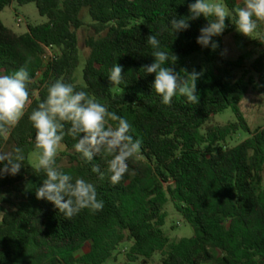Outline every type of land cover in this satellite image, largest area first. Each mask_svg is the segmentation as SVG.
Here are the masks:
<instances>
[{"label":"trees","instance_id":"1","mask_svg":"<svg viewBox=\"0 0 264 264\" xmlns=\"http://www.w3.org/2000/svg\"><path fill=\"white\" fill-rule=\"evenodd\" d=\"M14 1L35 4L47 23L30 26L25 34L7 28L1 13ZM222 2L230 11L242 6L240 0ZM191 3L195 0H0V75L26 66L32 80L24 117L6 140L0 138V151L6 145L20 147L26 157L17 175L0 177V264H107L127 241V264H152L156 256L159 264H264V127L251 132L238 108L250 91L264 98V25L252 41L260 49L252 64L256 82L252 76H238L245 69L244 57L228 60L221 55L226 37H247L230 18L225 31L213 37L219 45L215 50L196 42L208 23L203 16L190 21L188 30L171 33V19L189 15ZM83 12L91 19L94 36L85 42L89 56L84 84L78 85ZM166 26L169 30L161 31ZM157 33L161 50L178 56L169 65L176 72H192L189 62L196 56L209 65L197 80L198 104L181 96L163 104L152 87L155 74L141 69L154 62L146 38ZM47 49L54 52L48 60ZM115 63L124 70L125 83L119 86L108 79ZM57 79L126 118L132 135L142 140L139 160H129V174L113 185L105 158L84 161L74 150L76 141L65 136L57 165L93 183L104 204L99 212L84 209L71 220L51 202L36 198L45 177L29 163L35 129L28 116ZM228 109L237 122L209 125ZM240 131L250 137L227 147L226 141ZM64 160L67 166L61 165ZM94 165L104 179L92 171ZM169 202L192 228L191 238L171 241L165 236Z\"/></svg>","mask_w":264,"mask_h":264},{"label":"clouds","instance_id":"2","mask_svg":"<svg viewBox=\"0 0 264 264\" xmlns=\"http://www.w3.org/2000/svg\"><path fill=\"white\" fill-rule=\"evenodd\" d=\"M188 12L187 16L171 19V33L175 36L188 30L190 21L203 16L208 23L200 29L196 42L202 47L210 46L212 50L219 47L213 37L225 31L226 18L231 19L239 33L251 38L264 25V0H242V6L231 11L221 0H195L189 4ZM167 30V26L161 29ZM159 35L147 36L154 62L141 69L145 75L155 74L152 87L163 104L171 105L176 96L185 97L189 104H198L197 80L203 75V70L197 72L193 69L189 73L181 69L176 72L169 65H175L178 56L173 52L169 56L168 52L161 50ZM108 79L113 86L124 84L123 66L115 63L109 70ZM31 83L26 66L11 75H0V138L6 140L24 117L31 103ZM28 119L35 129L34 169L43 172L45 177L42 185L36 188V198L51 202L67 220L84 209L99 212L104 204L97 198L93 183L83 177L74 178L57 165L58 151L65 136L76 141L74 150L84 161L91 162L94 156L105 158L108 179L113 185L119 184L125 174H129V160H139L142 140L132 135L133 127L129 121L109 111L106 105L86 91L77 90L74 84L65 83L62 79L47 86L46 97L32 109ZM25 158L20 147L0 151V164H3L0 177L17 175ZM92 171L104 179L105 173L100 171L99 165H94ZM130 174L135 175V172Z\"/></svg>","mask_w":264,"mask_h":264},{"label":"rangeland","instance_id":"3","mask_svg":"<svg viewBox=\"0 0 264 264\" xmlns=\"http://www.w3.org/2000/svg\"><path fill=\"white\" fill-rule=\"evenodd\" d=\"M222 2V0H221ZM242 2V0H240ZM1 20L3 24L13 30L18 34H25L28 32V27H36L47 23V19L41 17L35 4H28L25 6H19L16 1H14L9 7H7L1 13ZM18 20L22 23L18 24ZM82 20L85 26L78 31L79 40V66L75 73V78L78 85H83V71L87 64V59L89 56V50L85 46V42L94 36V32L91 29V19L89 18L87 12H83ZM240 37L244 38L240 35ZM256 38L245 37L243 40L238 39L235 35H230L224 39V54L228 60H237L239 57L245 58V69L243 72L239 73L238 76L246 75V78L252 76L255 81L258 82V77L254 75L252 71V64L256 57L258 56L260 49L256 48L252 41ZM225 49L227 50L225 52ZM54 52L47 53V59L52 58ZM189 67L197 71L205 72L209 65L205 64L201 56L193 57L189 62ZM239 112L243 119L247 122L251 132L258 128L264 127V98L259 96L256 92L250 91L242 102L238 106ZM237 122V117L232 109H228L225 112L215 116L211 122L210 126H225L228 123ZM250 135L245 131H240L238 134L232 136L228 139L225 145L229 148L239 145L241 142L248 139ZM13 147L11 145H6L1 151H11ZM65 151V147L61 145L58 156ZM29 163L34 167L36 160L33 156V152L29 156ZM62 166H67V161H62ZM15 198L12 197L10 202H14ZM4 208L12 210L11 204L3 205ZM166 224L163 228L165 236L171 241L183 238H191L193 236L192 228L185 223L183 217L175 211V208L171 202L168 203L166 207ZM130 243L127 241L121 246L118 253L115 255V260H110L107 264H127V254L130 249ZM88 251L85 248L84 253ZM152 264H159V256L154 257Z\"/></svg>","mask_w":264,"mask_h":264},{"label":"built area","instance_id":"4","mask_svg":"<svg viewBox=\"0 0 264 264\" xmlns=\"http://www.w3.org/2000/svg\"><path fill=\"white\" fill-rule=\"evenodd\" d=\"M21 23H22V21H21V20H18V24H21ZM48 52H52V51H51L50 49H47V53H48ZM53 57H54V56H53ZM53 57H52V58H53ZM46 59H47V54H46ZM49 59H50V58H49ZM47 60H48V59H47Z\"/></svg>","mask_w":264,"mask_h":264}]
</instances>
